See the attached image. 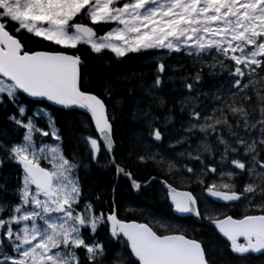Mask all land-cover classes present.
I'll return each instance as SVG.
<instances>
[{
	"label": "snow or ice",
	"instance_id": "snow-or-ice-1",
	"mask_svg": "<svg viewBox=\"0 0 264 264\" xmlns=\"http://www.w3.org/2000/svg\"><path fill=\"white\" fill-rule=\"evenodd\" d=\"M0 264H264V0H0Z\"/></svg>",
	"mask_w": 264,
	"mask_h": 264
},
{
	"label": "trees",
	"instance_id": "trees-1",
	"mask_svg": "<svg viewBox=\"0 0 264 264\" xmlns=\"http://www.w3.org/2000/svg\"><path fill=\"white\" fill-rule=\"evenodd\" d=\"M104 30L105 29H101L100 31L102 32ZM80 51L82 54L87 53L86 48H81ZM122 67H126V66L117 67V65L113 62L111 70L112 71H119L120 68H122ZM122 131H123V129H122ZM153 174H155V173H153ZM122 191L125 194H127V192H128L127 187L122 185ZM149 202L153 204L154 210L156 212H158L159 214L163 215V214L167 213L166 205L159 198L150 197ZM143 203H144V201H143V198H141V197H128L123 202V206L121 208V215L138 219L141 222H145V218L143 216H141L140 211H139V209L143 206Z\"/></svg>",
	"mask_w": 264,
	"mask_h": 264
}]
</instances>
